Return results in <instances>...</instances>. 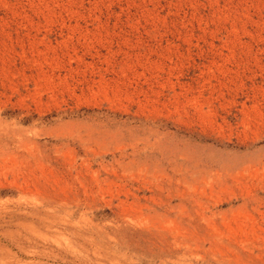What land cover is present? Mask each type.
I'll return each instance as SVG.
<instances>
[{"label": "rangeland", "instance_id": "374dc122", "mask_svg": "<svg viewBox=\"0 0 264 264\" xmlns=\"http://www.w3.org/2000/svg\"><path fill=\"white\" fill-rule=\"evenodd\" d=\"M0 264H264V0H0Z\"/></svg>", "mask_w": 264, "mask_h": 264}]
</instances>
